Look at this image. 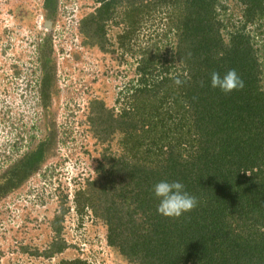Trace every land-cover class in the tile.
Wrapping results in <instances>:
<instances>
[{
    "label": "trees",
    "instance_id": "obj_1",
    "mask_svg": "<svg viewBox=\"0 0 264 264\" xmlns=\"http://www.w3.org/2000/svg\"><path fill=\"white\" fill-rule=\"evenodd\" d=\"M96 1L80 21L84 44L103 49L104 27L117 15L115 24L128 28L118 46L128 51L145 21L167 10L163 37L173 34L174 41L168 58L161 53L168 45L157 41L140 51L138 78L118 114L91 102L93 136L101 143L117 139L122 153L104 151L96 178L75 193L77 214L100 219L107 245L130 264H264V48L250 32L264 18V0H234L241 13L236 27L222 0ZM44 3L50 18L52 0ZM39 53L46 62V53ZM229 69H236L244 88L225 95L210 87V74L223 77ZM177 78L186 82L178 86ZM35 159L22 161L28 174ZM162 180L182 182L198 206L178 219L159 215L152 189ZM7 187L0 186V195ZM61 221L53 227L56 236ZM64 247L53 243L46 255Z\"/></svg>",
    "mask_w": 264,
    "mask_h": 264
},
{
    "label": "rangeland",
    "instance_id": "obj_2",
    "mask_svg": "<svg viewBox=\"0 0 264 264\" xmlns=\"http://www.w3.org/2000/svg\"><path fill=\"white\" fill-rule=\"evenodd\" d=\"M222 1L236 27L241 17L236 2ZM52 3L48 18L44 0H0V186H8L0 195V264L75 259L130 264L107 245L100 219L88 211L77 214L74 196L96 178L97 162L106 149L107 155L122 153L117 139L101 143L93 136L88 122L91 102H103L115 114L122 110L138 78L140 51L155 41L161 46L174 41L173 34L163 37L168 10L145 21L130 49L123 51L118 35L128 28L115 24L120 21L117 15L104 27L103 49L84 44L80 21L95 10L96 0ZM258 25L250 32L258 35L256 47L263 49L264 18ZM171 46L161 47L163 58H168L165 53ZM39 49L46 53V62H41ZM259 52L264 72V52ZM29 157L37 161L28 174L22 161ZM59 218L61 231L56 236L53 227ZM61 241L62 252L47 256L52 244Z\"/></svg>",
    "mask_w": 264,
    "mask_h": 264
},
{
    "label": "clouds",
    "instance_id": "obj_3",
    "mask_svg": "<svg viewBox=\"0 0 264 264\" xmlns=\"http://www.w3.org/2000/svg\"><path fill=\"white\" fill-rule=\"evenodd\" d=\"M185 82L178 78L174 80L178 86ZM200 86H204L203 81L200 82ZM210 87L214 90L219 89L228 95L234 91L242 90L244 81L236 69H229L223 77L219 72L213 71L210 74ZM152 191L159 201L157 213L166 218L178 219L185 213L193 211L199 204L198 198L187 192L185 185L180 181H159L153 186Z\"/></svg>",
    "mask_w": 264,
    "mask_h": 264
},
{
    "label": "water",
    "instance_id": "obj_4",
    "mask_svg": "<svg viewBox=\"0 0 264 264\" xmlns=\"http://www.w3.org/2000/svg\"><path fill=\"white\" fill-rule=\"evenodd\" d=\"M49 25H50V23H49V22H47V23H46V26H47V27H49Z\"/></svg>",
    "mask_w": 264,
    "mask_h": 264
}]
</instances>
